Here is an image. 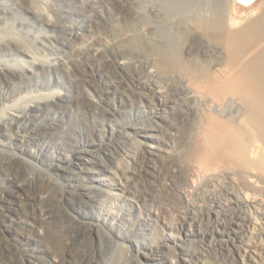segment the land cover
Returning <instances> with one entry per match:
<instances>
[{
	"label": "bare ground",
	"instance_id": "obj_1",
	"mask_svg": "<svg viewBox=\"0 0 264 264\" xmlns=\"http://www.w3.org/2000/svg\"><path fill=\"white\" fill-rule=\"evenodd\" d=\"M13 1L44 26L66 31L67 10L56 0L50 5L56 16L34 0ZM79 3L70 0L72 8ZM126 3L88 0L80 13L97 17V4H110L111 13L123 24L133 20L138 31L52 57V67L74 83L72 97L49 88L25 96L29 87L39 88L34 75L45 64L20 38L0 32V51L14 56V62L0 56V264H33L37 250L50 255L41 264H146L139 258L149 256L145 250L154 258L168 248L165 226L189 242L168 250V264H264V0H145L142 11ZM1 10L0 23L7 19ZM73 97L86 112L78 125L83 137L64 146L71 158L38 157L28 146L34 142L42 152L43 138L70 115L64 102ZM140 103L144 115L131 120L124 110ZM51 106L47 117L43 109ZM93 112L110 128L97 129ZM170 126L184 163L151 141ZM69 134L63 128L59 137ZM172 138L167 133L165 143ZM59 169L74 174L77 187L54 182ZM162 180L176 196L146 215L147 192ZM73 204L93 212L70 217ZM152 216L165 221L153 225ZM101 235L111 247L108 256L99 247Z\"/></svg>",
	"mask_w": 264,
	"mask_h": 264
},
{
	"label": "rangeland",
	"instance_id": "obj_2",
	"mask_svg": "<svg viewBox=\"0 0 264 264\" xmlns=\"http://www.w3.org/2000/svg\"><path fill=\"white\" fill-rule=\"evenodd\" d=\"M38 8H43L46 11L50 12L52 16H56L57 14L52 12L50 10V5L53 4L54 1L52 0H34ZM88 0H79L78 7L70 6V0H56V3H58V7L65 8L67 10L66 12H63V15L61 18L64 21V24L66 25L67 29L66 31H62L60 29H54L50 26H44L41 24L40 20H37L34 18V15L30 11H27L26 9H21L19 5H17L13 0H0V10L5 11L6 14L3 16H7L6 21L1 22L0 32L4 31L8 34H14L16 37L20 38L29 48V53L39 58L40 61H42L45 66H40L37 70L38 75H34V82L39 83V88L35 86L29 87L25 92L23 93L25 96H32L40 93L43 91L44 93L49 92L50 90H61L64 93H68L70 97L73 95H76V92L74 91V83L67 80L66 76L62 74L61 72L55 70L51 62L54 58L57 56H64L66 52H69L71 50L72 46H75L78 49L84 50L89 45L91 41L94 40H101V46H104L107 41H116L119 37V34L125 33L128 30H134L138 31V27L134 24H132L133 20H130L127 22V24H123V21L121 20L120 16L115 13H111L112 7L110 4H101L94 9L97 10V17H88L80 12L85 11L84 5L86 4ZM126 5L135 7L142 11L144 9L145 0H125ZM221 3V2H220ZM219 3V5H220ZM67 8V9H66ZM82 8V9H81ZM77 10V12H76ZM83 10V11H81ZM247 11V10H245ZM245 11H242V13H246ZM249 11V10H248ZM60 12V11H59ZM85 13V12H84ZM90 14V13H89ZM78 18V20H77ZM3 23V24H2ZM131 25V26H130ZM130 26V29H127V27ZM75 27V28H74ZM43 34L46 35H58L59 38H53L52 36H49L51 38V41L44 40ZM45 41V42H44ZM99 46L98 44L96 45ZM62 53V54H61ZM0 56L5 59H14V56H6L0 51ZM16 57V56H15ZM25 59L28 60L31 57L22 55L19 59ZM9 59V60H10ZM14 62V61H13ZM71 88H67V86ZM76 85V84H75ZM40 87H43L44 89H40ZM46 88H49L48 90ZM85 93L91 96L92 98L97 99V94L92 91L89 87H87L85 90ZM65 107L67 111L70 113H64L61 114V116H64L63 119H58V122L61 123V126H58L57 129H50L53 135L49 136L47 139L43 138L41 142L42 152L38 151V144L31 143L28 147L29 149H32V152H39L38 157H45L50 158V156H56L55 158H65L66 160H69L71 158V152L65 151L64 146L67 148H70L72 144H76L82 135H84V131H79V124L81 120L83 119V114L86 112L85 110L81 111L79 104H77L75 98L73 97L72 100L64 102ZM117 104V100L115 98H112L110 101L111 106H115ZM141 104V103H140ZM107 107V106H106ZM47 115V117H51V114H54V106L51 107H45L43 109ZM126 114L128 117L131 118V120H138L137 117L141 118L144 115V107L141 104L135 105V106H129L126 110ZM59 112H57L58 115ZM94 113V114H93ZM91 114V117L93 121L96 122L97 129L102 128H110L109 124L103 125V117L100 116L98 113L93 112ZM56 115V116H57ZM60 115V114H59ZM95 117H94V116ZM94 117V118H93ZM165 117L170 118V113L167 112ZM89 118V119H90ZM96 118V119H95ZM111 118V121H116L118 119V116H109ZM135 118V119H134ZM61 120V121H60ZM102 120V121H101ZM57 121V120H56ZM83 121H85L83 119ZM102 122V123H101ZM134 122V121H133ZM166 121H161L160 123H163ZM94 123V122H93ZM168 123V122H167ZM68 128L71 131V134H69L68 137L62 136L59 137L60 134H62V129ZM89 127L86 124L85 131L88 130ZM80 132V133H79ZM167 133H169L173 138L172 142L170 144L165 143V138H167ZM159 136L157 138L151 139L152 142L155 144L163 143L165 144L164 148L165 150L162 151L163 154H170L173 155V158L180 163H184L185 158L182 157L180 154L178 155V150L175 147L177 140V132L174 127H168L167 130L164 131H158ZM72 143V144H71ZM37 150V151H35ZM54 158V159H55ZM53 159V158H52ZM53 159V160H54ZM36 161V159H32ZM49 161L43 162V166L47 167ZM160 159L157 161L159 163ZM39 162V161H36ZM55 174L51 176V179L54 182H62V183H71L75 184V187L79 184L78 179L73 178L72 173H64L62 170L54 171ZM81 183V181H80ZM167 181L162 180V184L155 189L147 192V194L150 196L149 202L147 207H144V212H146V215H152V211L160 210L158 206L162 205L161 203L167 202V199L170 197L176 196L177 190L175 192H169L164 190V186L166 185ZM188 187V184L182 182L180 184V187ZM70 217H84V215L87 212H93V208L90 206H81L78 205H72L70 208ZM172 216H174V213L176 211L173 208V211H171ZM152 219L151 224H155L154 221L158 222V224H162L165 220H158L155 216L149 217ZM171 220V218L169 219ZM168 221V219H166ZM156 225V224H155ZM60 226L63 230H66L68 227V222L60 223ZM31 231V226L26 227ZM25 227L21 226V229L25 232H29ZM31 232L30 237L32 240L37 239V234H32ZM162 236L165 238V242L168 246V248H165L164 252H155L154 254L156 257L151 258L150 253L152 250H145V253H149L148 255H140L139 258L142 260V262L146 264H168L172 261L171 257H167L166 253H168V250H174L176 249H182L183 246H189V242H185L184 240H180V234L173 230L172 228L165 226L164 230L161 231ZM149 234V233H147ZM184 236V235H183ZM185 237V236H184ZM188 237H185V240H187ZM195 241L197 240V243H201L202 239L200 237V233H197L195 236ZM23 240V239H22ZM20 241V239H19ZM190 241V240H189ZM20 245V242H18ZM35 244H40L38 240H35ZM18 245V246H19ZM99 247L103 254L105 256H108V254L111 252V247L109 246L107 240L101 235L99 238ZM165 254V256H164ZM50 255L43 250H37L31 260L33 261V264H41L40 261L42 259H49ZM168 258V259H167Z\"/></svg>",
	"mask_w": 264,
	"mask_h": 264
},
{
	"label": "snow or ice",
	"instance_id": "obj_3",
	"mask_svg": "<svg viewBox=\"0 0 264 264\" xmlns=\"http://www.w3.org/2000/svg\"><path fill=\"white\" fill-rule=\"evenodd\" d=\"M240 2H241V3H243V2H244V0H240ZM249 2H251V0H249Z\"/></svg>",
	"mask_w": 264,
	"mask_h": 264
}]
</instances>
